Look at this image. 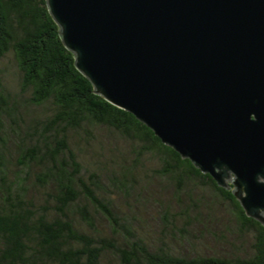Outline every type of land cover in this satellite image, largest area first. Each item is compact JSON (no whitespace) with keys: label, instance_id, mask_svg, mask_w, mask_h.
<instances>
[{"label":"trees","instance_id":"16d2710c","mask_svg":"<svg viewBox=\"0 0 264 264\" xmlns=\"http://www.w3.org/2000/svg\"><path fill=\"white\" fill-rule=\"evenodd\" d=\"M0 264H264V226L95 94L46 0H0Z\"/></svg>","mask_w":264,"mask_h":264},{"label":"water","instance_id":"95a60500","mask_svg":"<svg viewBox=\"0 0 264 264\" xmlns=\"http://www.w3.org/2000/svg\"><path fill=\"white\" fill-rule=\"evenodd\" d=\"M95 94L264 226V0H46Z\"/></svg>","mask_w":264,"mask_h":264},{"label":"rangeland","instance_id":"374dc122","mask_svg":"<svg viewBox=\"0 0 264 264\" xmlns=\"http://www.w3.org/2000/svg\"><path fill=\"white\" fill-rule=\"evenodd\" d=\"M0 67L3 68V70L5 69L8 72V76L10 75L13 76V71L15 68H14L13 63H11L8 58L1 61Z\"/></svg>","mask_w":264,"mask_h":264}]
</instances>
